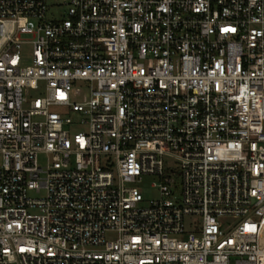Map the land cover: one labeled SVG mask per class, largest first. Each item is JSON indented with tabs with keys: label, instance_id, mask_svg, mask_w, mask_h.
<instances>
[{
	"label": "built area",
	"instance_id": "2783aa9c",
	"mask_svg": "<svg viewBox=\"0 0 264 264\" xmlns=\"http://www.w3.org/2000/svg\"><path fill=\"white\" fill-rule=\"evenodd\" d=\"M59 5L0 0V264H264V0Z\"/></svg>",
	"mask_w": 264,
	"mask_h": 264
},
{
	"label": "rangeland",
	"instance_id": "374dc122",
	"mask_svg": "<svg viewBox=\"0 0 264 264\" xmlns=\"http://www.w3.org/2000/svg\"><path fill=\"white\" fill-rule=\"evenodd\" d=\"M62 2V0H46V4L49 8V11L47 12V19H54L55 18V13L56 12V8H58L60 5V3ZM50 9L52 10V12L50 11ZM69 116L73 119V122L76 123L78 121V114L77 113H69ZM78 127L73 126L71 127V131H76ZM46 156L44 154H39L38 155V163L40 166H44L46 164ZM175 179H177V177L174 176ZM146 182H150L151 178H145ZM143 197H144V201L141 203V205H147L148 201L151 199H155L157 197V191L151 187H145V186H140ZM43 194V192H41L40 194L36 195L34 193H29V195H32L33 197H41ZM114 235L111 233H107L106 234V239H113Z\"/></svg>",
	"mask_w": 264,
	"mask_h": 264
}]
</instances>
